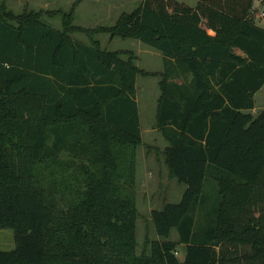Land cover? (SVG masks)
I'll return each instance as SVG.
<instances>
[{
	"label": "trees",
	"instance_id": "1",
	"mask_svg": "<svg viewBox=\"0 0 264 264\" xmlns=\"http://www.w3.org/2000/svg\"><path fill=\"white\" fill-rule=\"evenodd\" d=\"M196 1L144 0L94 29L75 25L77 5L16 14L0 3V230L15 239L0 264H264L261 0ZM58 16L61 31L45 20ZM101 34L154 49L163 70L103 49ZM139 77L161 78L155 128L186 187L151 211L156 238L141 254Z\"/></svg>",
	"mask_w": 264,
	"mask_h": 264
},
{
	"label": "rangeland",
	"instance_id": "2",
	"mask_svg": "<svg viewBox=\"0 0 264 264\" xmlns=\"http://www.w3.org/2000/svg\"><path fill=\"white\" fill-rule=\"evenodd\" d=\"M3 1L6 2L8 5V8L15 12L16 14H21L25 10L27 11H39L42 10L40 7L43 5V0H0V3ZM78 0H61L62 3H60L59 6H53L49 11H57L56 9L61 8L63 12H69L71 10V6L73 3L77 2ZM180 2L185 3H192L195 0H179ZM141 4V0H129L127 2V9L123 11L124 13H131L133 12L139 5ZM91 7L89 3L84 2L78 10L77 13H84L87 12L86 10ZM90 9V8H89ZM254 13H262L264 12V0H261L260 2H257L254 7ZM82 11V12H81ZM122 12V13H123ZM257 14V13H256ZM90 16V15H89ZM111 16V15H109ZM115 17V15L113 16ZM45 20L55 29L62 30V17L58 16L52 20H48L45 18ZM92 18H89L87 22L92 23ZM252 21H254L256 24H258L260 27L264 28V20L257 21V17L252 16ZM85 21H80V16L76 18L75 25L78 24H85ZM106 22V23H105ZM104 23H100L102 26L110 27L112 24H115L114 21L109 22L105 21ZM92 26V25H91ZM74 39L83 41L86 44H90V40L87 36L81 35V34H74L72 35ZM79 38V39H78ZM99 40H101L102 48L108 51H117V50H131V51H137V47L140 41L134 40V39H122L117 38L116 42L112 45L107 43L105 38L101 39L100 36L98 37ZM162 60H153L152 63H147L146 58L142 57V63L140 64L141 69L147 71H154L153 73H156L155 71H162L163 70V58ZM148 71V72H150ZM151 73V72H150ZM161 80V78L158 77H140V83H139V101H140V111L142 117L145 115L151 117V113L153 115V122H156V109H157V103L152 102V97L155 95V93H159V87L158 82ZM145 81V82H144ZM141 82L147 83L146 89L144 87H141ZM152 102V103H151ZM255 106H256V113H259L261 110L264 109V89L255 97ZM149 113H148V110ZM256 115V114H254ZM147 118V116H146ZM145 145L139 148L138 151V162H137V192H138V208L139 211L142 214L143 219H140L138 221V229H137V238H138V254H141L144 250L145 241L148 238L151 240L155 239L156 236L154 234V227L152 223L150 222V211L151 209L154 210H162L164 205L166 203L169 204H177L181 201V198L183 196V193L186 189V187L176 180H171L169 177L168 170L166 166L164 165V158L159 153L156 155H153V157H160V160L158 159L157 165L155 164V176L156 178H153V176H148V170L150 169L149 166V160L148 157L152 153L153 148H157L158 152L161 153L163 150V146L166 145V141L160 136L150 135L146 134L144 138ZM165 149V148H164ZM160 174V175H159ZM158 176L159 182L162 180L163 187H159V182L157 184ZM153 178V179H150ZM178 233L177 231H173L171 240L177 241ZM15 248V239H14V232L11 229H5L0 230V251H11ZM182 248L179 249L178 257L182 258L183 255Z\"/></svg>",
	"mask_w": 264,
	"mask_h": 264
},
{
	"label": "crops",
	"instance_id": "3",
	"mask_svg": "<svg viewBox=\"0 0 264 264\" xmlns=\"http://www.w3.org/2000/svg\"><path fill=\"white\" fill-rule=\"evenodd\" d=\"M86 1L91 6V7H89L90 9L88 8L86 10L87 12L84 11V13H82V14L81 13H77L76 11L80 7V5H82ZM128 1L129 0H78L77 2L73 3L72 6H71V10H72L73 6L77 5V8L75 9L74 23L76 21V18L78 16H80V21H82V23H83V21H85L84 22L85 24H78L76 26L83 27V28L94 29V28H97V27H106V26H102L100 23H104L105 21L109 22L110 20H111V22L114 21V23L116 24V22L119 19V17L124 13L123 11H125L127 9V6H128L127 2ZM143 1L144 0H141V3ZM60 3H62L61 0H43V5L38 6V7H40L42 10L48 11L53 6H59L60 7ZM187 4L190 5L191 7H195L196 4H197V1L195 0L194 2L192 1V3H190V4L189 3H187ZM255 5H256V3H255ZM255 5H254V7H255ZM56 10H62V9L59 8V9H56ZM109 15H111V16H109ZM114 15H115V17H113ZM89 18H92V20H91L92 23L87 22L89 20ZM115 24H112L110 27L114 26ZM99 36H100L101 39L105 38L106 42L111 44V45L113 43H115L116 39H117V38H112L108 34H101ZM100 42H101V40H100ZM117 51H122V50H117ZM123 51H131V50H126L125 49ZM131 52H134L136 54V56L138 57L137 65H138L139 68H141L140 64L142 63V57L143 56L146 58V62L147 63H152L153 60H155V61L156 60H162L161 59L162 55L159 52L155 51L154 49H152V48H150L147 45H144L142 43H139L136 52L135 51H131ZM147 71H150V70H147ZM150 72H154V71H150ZM155 72H160V71L158 70V71H155ZM144 82H141V87H144L146 89V86H147L146 84L147 83H144ZM139 83H140V77L137 79L136 102L138 104L140 128L142 130V138H143V140H145L144 138H145L146 134L160 136L161 133L158 131L157 128H155L156 127L155 126L156 122H153L152 113H151V117H149L150 113H149L148 109L147 110H148L149 116L145 115V117L144 116L142 117V115H141L140 101H139V98H140L139 97V89H140L139 88ZM263 89H264V87H263ZM260 92H258L257 95ZM158 98H159V93H155V95L152 97L153 106H154V103H157ZM253 113L256 114V109L253 111ZM146 116H147V118H146ZM166 147H167V143H166V145L163 146V150L161 151V153L158 152L157 148H153L151 150L152 153L148 157L149 166H150V169L147 172L148 176H150V177L153 176V178H156L155 173H154V171L156 169L155 164L157 163L158 159L160 160V157L157 158L156 156H157L158 153L162 156V152L164 151V148H166ZM153 155H156V156L153 157ZM153 178H150V179H153ZM159 178H160V176H158L157 184L159 182ZM162 182L163 181L160 180L159 187H163ZM152 210H154V209H151V211ZM151 211H150V213H151ZM183 257H184V254L182 255V258H180V259H183Z\"/></svg>",
	"mask_w": 264,
	"mask_h": 264
},
{
	"label": "built area",
	"instance_id": "4",
	"mask_svg": "<svg viewBox=\"0 0 264 264\" xmlns=\"http://www.w3.org/2000/svg\"><path fill=\"white\" fill-rule=\"evenodd\" d=\"M255 11V10H254ZM257 13V14H256ZM256 13H254L253 12V16L254 17H257V21H262V20H264V12H262V13H258V12H256Z\"/></svg>",
	"mask_w": 264,
	"mask_h": 264
}]
</instances>
